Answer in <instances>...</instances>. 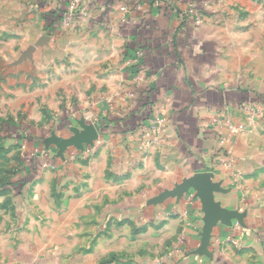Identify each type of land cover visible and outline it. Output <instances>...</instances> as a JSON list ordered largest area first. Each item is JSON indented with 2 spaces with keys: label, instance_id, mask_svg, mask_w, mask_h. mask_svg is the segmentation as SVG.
I'll return each instance as SVG.
<instances>
[{
  "label": "crops",
  "instance_id": "obj_1",
  "mask_svg": "<svg viewBox=\"0 0 264 264\" xmlns=\"http://www.w3.org/2000/svg\"><path fill=\"white\" fill-rule=\"evenodd\" d=\"M63 2L0 0V42L9 47L0 50L6 62L0 74L3 141L9 136L5 121L13 119L10 105L23 104V60H32L34 42L68 36L59 54L73 62L61 63L72 81L105 65L99 94L82 101L94 106L85 111L79 104L40 139L55 165L54 172H40L39 186L52 188L64 175L60 210L68 217L91 216L99 206L105 215L148 230L159 225L169 231L175 223L182 250L172 255L173 264H213L228 245L264 244V115L254 122L236 109L247 99L264 101V0H134L124 21L122 0H81L77 29L47 32L51 7ZM190 6L199 23L187 13ZM26 23L33 28L23 31ZM23 34L35 38L24 49ZM12 38L20 39L17 48ZM29 47L31 56L20 60ZM13 72L20 75L17 100ZM55 86L52 80L43 87ZM225 108L241 127L230 144L231 169L223 165L227 145L212 119ZM155 116L163 123L153 129L149 119ZM59 140L73 144L60 148ZM199 173H208L214 186L213 211L203 188L191 182ZM55 226L66 231L70 224Z\"/></svg>",
  "mask_w": 264,
  "mask_h": 264
},
{
  "label": "rangeland",
  "instance_id": "obj_2",
  "mask_svg": "<svg viewBox=\"0 0 264 264\" xmlns=\"http://www.w3.org/2000/svg\"><path fill=\"white\" fill-rule=\"evenodd\" d=\"M58 6L51 7V11ZM78 19L73 25L59 29L64 34L77 29L81 22ZM23 28L27 31L33 25L26 23ZM45 30L53 31L48 27ZM53 36L54 39L34 42L35 38L29 39L23 34L20 41L23 49L34 42L35 54L32 60H23V104L13 102L10 105L13 119L5 121V132L9 136L4 141L0 137V264H173L172 255L182 250V233L175 223L169 231L160 229L159 225L148 230L126 218L121 220L105 215L99 206L94 208L91 216L68 217L60 210L65 201L64 175L56 176L57 185L52 188L50 184L45 190L39 186L40 172L47 169L54 172L55 165L54 155L42 152L40 139L49 135L57 123L64 122L65 115L67 117L79 104L85 111L94 106L82 101H86L84 96L89 100L99 94V83L105 76L102 72L105 65L96 64L84 78L80 75L78 82L65 78L70 72H63L66 70L61 68V63L73 62L69 61L68 55L59 53L70 42H67L68 36ZM18 40L12 38L15 48ZM6 44L0 42V50L7 53L9 47ZM11 59L12 66L16 67L14 57ZM4 62L0 58V74ZM15 73L10 82L13 99L16 95L17 100L20 87L15 78L20 79V75ZM39 79L44 81L40 83ZM52 80L58 87H43L48 83L51 85ZM3 106L0 102V110ZM62 143L59 140L60 148L73 144ZM80 152L77 150V154ZM64 158L61 155L67 162ZM68 158L73 159V156ZM63 221L70 226H66V231H56L55 225ZM259 236L264 240V232ZM213 260V264H264V244L239 249L228 245L226 252L214 256Z\"/></svg>",
  "mask_w": 264,
  "mask_h": 264
},
{
  "label": "built area",
  "instance_id": "obj_3",
  "mask_svg": "<svg viewBox=\"0 0 264 264\" xmlns=\"http://www.w3.org/2000/svg\"><path fill=\"white\" fill-rule=\"evenodd\" d=\"M134 0H122L121 5L119 7L120 10V21H124L127 13L130 10V5ZM83 12L81 7V0H68L67 7L65 12L63 13V17L61 20V27L67 28L70 24L73 25L74 22L78 19L79 15ZM187 13L189 15H193L195 20L199 23V17L195 8L190 6L187 9ZM236 109L246 116V118L250 121H255L262 115H264V101L259 100H245L241 101ZM213 125L217 127V132L219 134V141L223 143V145H227L222 148L224 151V159L222 160L224 166L227 168H232L235 159L231 155L230 144L233 142L234 138L241 131L240 125H237L232 119V114L229 108H225L222 110L220 115H213ZM151 128H157L159 125L163 123L162 117H152L149 119ZM235 225L240 226L239 222H236Z\"/></svg>",
  "mask_w": 264,
  "mask_h": 264
},
{
  "label": "water",
  "instance_id": "obj_4",
  "mask_svg": "<svg viewBox=\"0 0 264 264\" xmlns=\"http://www.w3.org/2000/svg\"><path fill=\"white\" fill-rule=\"evenodd\" d=\"M33 47H29L25 52L22 53L20 60L25 58V57H30L32 53ZM83 142H90L91 137L88 139H83ZM81 142V141H79ZM198 181H201L202 184H199ZM193 184L199 185L203 188V199L205 201L206 207L209 209V211H213V203L211 200V191L214 189V186L211 184L210 179H209V174L208 173H199L196 174L195 177L191 181ZM239 224H242V217H237Z\"/></svg>",
  "mask_w": 264,
  "mask_h": 264
},
{
  "label": "trees",
  "instance_id": "obj_5",
  "mask_svg": "<svg viewBox=\"0 0 264 264\" xmlns=\"http://www.w3.org/2000/svg\"><path fill=\"white\" fill-rule=\"evenodd\" d=\"M67 2L68 0H65L63 4H60L58 8L54 9L53 15L51 16V19H50V24L48 26L50 30L59 29L61 27V20L63 17V13L66 10Z\"/></svg>",
  "mask_w": 264,
  "mask_h": 264
}]
</instances>
